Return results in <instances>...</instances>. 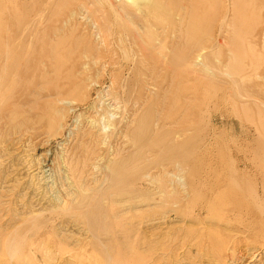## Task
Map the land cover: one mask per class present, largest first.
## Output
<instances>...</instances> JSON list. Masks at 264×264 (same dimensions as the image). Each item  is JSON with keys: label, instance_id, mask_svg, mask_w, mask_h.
Returning a JSON list of instances; mask_svg holds the SVG:
<instances>
[{"label": "rangeland", "instance_id": "rangeland-1", "mask_svg": "<svg viewBox=\"0 0 264 264\" xmlns=\"http://www.w3.org/2000/svg\"><path fill=\"white\" fill-rule=\"evenodd\" d=\"M95 1L96 3H94ZM95 1L0 0V207L2 206L0 208V227L2 228L0 229L4 231V226H18L21 218H24L23 216H25V220H29L33 217L32 214H36L38 221L45 224L36 225V227L32 226L33 223L31 224V227L39 230V234L30 232V240L35 242V246L40 238L49 236L53 237L55 244L62 243L74 250V246H71L74 239L76 240L83 235V227L80 229L81 225L77 223V216L80 212L85 211L89 205L91 207L96 203L102 204L105 208L121 209L122 207L127 209L129 207L122 202L127 200L130 193H126L127 191L123 186L113 190L115 186H112L111 183L113 182L108 177V166H111L110 164L113 162L132 161L135 163V170L143 177L146 174L153 176L163 167V170L167 172L161 173L158 180L163 182L168 180V171L174 170L176 163L180 165V157L183 156L184 150L179 149V152L168 154L164 159H157L155 155H152L153 153L149 152L144 160H139L136 147L129 142V136L131 137L134 127L138 124L142 125L145 120L150 122L153 129L157 124L153 131L159 130L164 125L166 127L161 130V133L163 132L161 137L163 138L164 135L165 137L161 145L162 148H170V140L174 137L173 134L180 130L181 126L169 127L170 120L167 117L169 111L178 113L171 101L182 96H187L192 102L188 115L190 116L189 119L195 122V126L190 133V137L192 136L190 142H196L203 135L206 142H210L209 144L213 146L216 145L214 150L206 152V159L221 158L225 163L236 166L241 171H243V166H248L249 168L245 170V173L257 181L264 177L262 175L264 173L260 169L261 164L264 165L261 162L264 161V0H235L238 5L235 6V13L243 16L242 21L237 25L239 31L235 27L229 26L232 18L230 11L232 7L229 6V0H220L219 6L213 8L209 14L211 19L209 27L205 28L203 25L204 30L198 31L199 34L196 39L188 45V49L190 47L191 49L187 52L190 53L197 41V46L204 52H202L203 60H198L193 67L195 62L192 63L196 58L195 56L201 52L195 47L196 50L193 48L191 55H188L189 57L184 55L183 58H180L182 57L180 54L179 61L175 64L179 69L177 67L166 68L163 64L164 57L159 55L158 51L150 48L155 39L144 37V34L148 33L145 29L149 28L150 33L148 34H155L158 39H166L174 31L175 20L172 16V8L174 10L175 6L170 9V19L166 17L167 14L156 12L158 14L155 13V15L159 17L156 21L163 16L168 21L165 20V24L162 22L155 25L156 16L155 19L152 16L151 4L145 5V8L142 5V8L135 10L139 11L137 13L139 15H134L135 11L130 12L128 10V13L125 10L126 5L120 0ZM168 1L171 4L173 2V0ZM122 8L123 13H121ZM97 10L101 11L102 14ZM241 10L242 12H240ZM149 17L150 19L153 18L154 24ZM225 18H229L227 24ZM148 23H151L152 27L150 25L147 27ZM141 25L145 26L142 27ZM233 31L235 32L233 33ZM228 32H231L232 35ZM150 39L154 41H150ZM167 42L165 40V43ZM228 44L235 46V49ZM240 46L243 48L240 49ZM140 61L143 65L139 64ZM199 63L200 65H198ZM229 65L230 67H228ZM226 67L228 68L226 69ZM222 68H225L227 73ZM172 71L175 72L172 74ZM222 72L225 76H222ZM157 74L161 76H157ZM226 75L229 78H226ZM172 78L174 79L172 80ZM183 82L186 84L184 89ZM175 85L179 86L178 89ZM166 89L172 91L166 92ZM166 93L170 94L166 95ZM162 98L166 101H163ZM163 104L167 106L165 107ZM242 104H247L248 109L246 111L240 110L239 106ZM197 110H199V114ZM194 136L199 137L195 138ZM153 137L152 133L148 136L150 142ZM201 146L204 148V144ZM250 158L252 161L254 160V163L249 162ZM67 165L69 168L66 167ZM181 173L178 176L183 174ZM158 180L156 181L158 182ZM157 182L152 186L149 184L141 185L137 194L140 196L147 195L144 196L145 198H158L156 196L159 191ZM140 196L138 201L141 200ZM84 200L87 202L85 203ZM140 205H135L134 213L148 210L156 213L168 209L160 202L158 203V200L151 209ZM20 207L22 208L20 209ZM19 209L20 211H18ZM30 211L32 213L29 214ZM41 211L43 212L40 213ZM74 211L75 214H73ZM26 213L29 215L28 217ZM43 215L44 217H42ZM69 217L72 218L69 220ZM15 219L18 223L14 222ZM71 221L76 224L73 225ZM70 225L77 226L75 228ZM66 228L75 231H65ZM56 233L58 234L56 235ZM78 233L81 236H78ZM64 237L68 240L66 243ZM61 238L64 239V242ZM35 255L34 259L36 256L39 257V260L37 258L35 260L36 264H45V262H41L42 259L38 254ZM54 262L51 264H67V262L68 264L71 262L79 264L77 259L74 261L67 259L61 263Z\"/></svg>", "mask_w": 264, "mask_h": 264}, {"label": "bare ground", "instance_id": "bare-ground-1", "mask_svg": "<svg viewBox=\"0 0 264 264\" xmlns=\"http://www.w3.org/2000/svg\"><path fill=\"white\" fill-rule=\"evenodd\" d=\"M120 1H122L123 4L126 5V6L124 5L126 9L124 7L123 8L127 12H128V10L130 12H132V11L134 12L135 10H138V8H140V7L142 8V5H144L143 8H145V5L151 4L150 7L153 8V9H151L153 12L152 11H150V12H152L153 18L156 16L155 15L156 12H159V14L165 13L168 15L166 17L169 18L170 9L172 6H175L174 10L172 8V12H173L172 16H174V20H175L174 24H173V30L174 31L171 32V34H169L166 39H164V38L158 39L157 35L155 37V34L152 31L151 32L154 35L148 34V33H150L149 28L145 29V30H147L148 33L147 32L146 33L148 35L144 34V37L146 36L145 38L150 37V38L155 39V42H153L151 44L150 48L154 51H158L159 52L158 54L164 57L163 64L166 66V68H169V69L172 67H175V68L177 67L175 64L179 61V57L181 55H182V57H180V58H183L184 55L189 57L188 55L190 53H192L193 48H194V50H196L195 47L200 49V47L197 46L198 42L196 41V43H195L196 46L194 45L195 47L192 48L190 53H188L189 51L187 52V50L191 49V47H190V49H188V45L190 44V42H193L196 39V37L198 36L199 32H202L204 30L203 25H205L204 26L205 28L209 27L208 25L211 21L209 14L213 10V8H216L220 4V0H173L172 4L168 0H120ZM94 3H96V1ZM98 3H100V2H98ZM229 3H230L229 6L232 7V8L229 7L231 10L228 8L232 13V14L230 13L232 18L230 19L231 22H230L229 26H231L232 28L235 27V29H237V31H239L237 25L239 22L242 21L243 16L239 13H237V14L235 13V6L237 5L235 0H229ZM120 4H122V3H120ZM82 7H84V6H82ZM116 7H114V8H116ZM86 8H87V6H86ZM96 8H98V7H96ZM123 8L121 9V13L124 12ZM146 9H147V7H146ZM236 9H237V7H236ZM99 10H101V9H99ZM99 10H97V11L101 13V11H99ZM118 10H120V9H118ZM122 10H123V12H122ZM148 10H147V13H148ZM243 10H244V8H243ZM247 10H248V8H247ZM126 11H125V13H126ZM135 12H136V14H135ZM135 12H134V15H139V14H137V13H139V11L138 12L135 11ZM240 12H242V10ZM100 13H98V14L100 15ZM156 14H158V13H156ZM249 14H251V13H249ZM71 15H72V13H71ZM103 16H102V18H103ZM160 16H162V15H160ZM163 17L162 18L160 17V19L158 21H156L157 18H159L157 15L156 19L154 18L155 23H156L155 25L161 24L162 22H164V24H165V20L168 21V19H166V17H164V18ZM153 18L150 19V17H149L150 20H153ZM128 19H129V17H128ZM227 19H229V18L224 19V20H226V24L228 22ZM146 21H145V23H147ZM142 22H143V20H142ZM152 23L154 24V20L152 21ZM34 24H36V23H34ZM129 24H131V23H129ZM150 24L148 23V25H146V26L149 27ZM108 26H109V24H108ZM143 26H145V25H143ZM229 26H227V27H229ZM151 27H150V29H152ZM71 30H72V28H71ZM152 30H154V29H152ZM163 30H164V28H163ZM208 30L210 32V29H208ZM235 31H233V33ZM73 33H74V31H73ZM163 33H164V31H163ZM228 33L231 34V32H228ZM237 33H239V32H237ZM109 34H111V33H109ZM252 35H253V33H252ZM152 36H154V37H152ZM123 37H125V36H123ZM133 37L135 38V35H133ZM151 40L152 39H150V41ZM165 40L168 42L165 43ZM231 40H233V39H231ZM148 41L149 40H147V42ZM152 41H154V40H152ZM263 41H264V39H263ZM131 42H132V40H131ZM228 45H227V47H229V46H231V48L235 47L232 45H229V46ZM121 46L123 47V45H121ZM242 46H240V49L243 48ZM118 47H120V46H118ZM227 47H225V48H227ZM255 47H256V44H255ZM198 49H197V51H198ZM20 50H21V48H20ZM242 51H243V49H242ZM146 52H148V51H146ZM202 52L203 51L201 50V52L195 56L196 57V58H194L195 60L193 59L194 61L192 64H194V62H195L193 67L197 64L198 60H201V59L203 60L202 54L204 52L203 53ZM209 52H210V50H209ZM227 52H228V50H227ZM83 53H85V52H83ZM245 53H246V50H245ZM215 54H217V53H215ZM229 54H230V52H229ZM243 54H244V52H243ZM154 55H156V54H154ZM232 55H233V53H232ZM257 55H259V54H257ZM139 56H141V55H139ZM250 56H251V54H250ZM262 57H263V55H262ZM124 58H125V56H124ZM149 58H150V56H149ZM214 58H215V56H214ZM244 58H245V56H244ZM185 59H184V61H185ZM218 59H219V57H218ZM231 59H232V57H231ZM227 60H229V59H227ZM123 61L125 62V60H123ZM205 61H206V59H205ZM219 62H220V60H219ZM150 63H151V61H150ZM181 63H182V61H181ZM183 63H185V62H183ZM215 63H216V61H215ZM228 63L230 64V61ZM90 64H92V63H90ZM139 64H141V61ZM153 64H154V62H153ZM192 64H190V65H192ZM227 64H224V66L225 65L227 66ZM232 64H233V62H232ZM257 64H258V62H257ZM141 65H143V63ZM198 65H200V63ZM84 66H85V64H84ZM179 66H180V64H179ZM145 67L148 68V66H146V65H145ZM228 67H230V65ZM228 67H226V69ZM149 68H150V66H149ZM190 68H191V66H190ZM205 68H208V67L205 66ZM81 69H83V68H81ZM226 69L222 68V70H224V72H226L225 71ZM56 71L57 70L55 69V72ZM79 71H80V69H79ZM153 71H155V69ZM174 72L172 71V74ZM216 73H219V72H216ZM158 74H157V76H161ZM222 74H223L222 76H225L223 72H222ZM227 75H229V74H227ZM75 76H76V73H75ZM164 76H165V74H164ZM178 76H179V74H178ZM174 78H172V80ZM226 78H229V77L227 76ZM13 80H15V79H13ZM181 81H182V79H181ZM231 82H233V81H231ZM173 83H174V81H173ZM185 85H186L185 82H183V89L186 88ZM175 87H176V89H178L179 86L177 87V85H175ZM181 87H182V85H181ZM193 87L194 86H192V88ZM207 88L209 89L208 86H207ZM171 89H172V87H171ZM165 91L167 92L168 90L166 89ZM170 91H172V90H170ZM170 91H168V92H170ZM157 92H159V91H157ZM167 94L168 93H166V95ZM187 95H188V93H187ZM238 96H240V95H238ZM162 97H163V95H162ZM233 97H234V95H233ZM197 98H198V96H197ZM239 98H241V97H239ZM162 100L164 101L165 99L162 98ZM201 100L204 101V99H201ZM171 102H173V104H174L173 106L176 108L178 113H174V112L169 111V116L167 118L170 120V122H169L168 126L172 127V126L179 125V127L181 126V128L178 132H175L173 134L174 137H172L171 140L169 138V140L171 141L170 148H162V145H161V142H163V138L165 137V135L163 138L161 137V135L163 133V132L161 133V130H163L166 127L164 125H162V127H160L159 130L153 131L156 128L155 126L157 124H155V126L153 124V126H154V129H153L150 122H146V120H145L144 123H142V125L138 124L136 127H134L135 129L131 132V134H132L131 137L129 136V142H130V144L132 143V145H134L136 147L135 148L136 154H137V157L139 160H144L146 158V154L148 153L147 155H149V152L153 153L152 155H155L157 157V159H164L165 156H167L168 154L177 153L180 150H184L183 156L180 157L181 158V161L179 162L180 165H177V163H176L174 165V167H175L174 170L168 171L167 174L169 176L166 175L168 178V180L166 182L158 180L159 179L158 176L161 173L167 172L166 170H163V167H162V169L158 170L157 174H154L153 176L152 175L147 176V174H146L143 177L142 174H140L139 172H137L135 170V163H133L131 160H130L131 162H128V160H121V161L116 162V163L113 162V164L112 163L110 164L111 166H108L109 167V169L107 170L108 171V177L113 182V183H111V184H113L112 186L113 187L115 186V189H113V190H116V188H118L119 186L120 187L123 186L124 189L127 191V192L126 191H124V192L130 193L127 200L122 202V203L127 204L129 206L127 209H123L122 207H121V209L112 208V207L111 208H107V207L105 208L100 203H96V204L92 203L94 205H92L91 207L89 205V207L87 208V204H86L87 209L85 211L80 212L81 214L79 213V215L77 216V223H79V225H81L80 229H82V227H83L84 233L82 232V234H83L82 237L77 238L78 236H81V234L78 233L79 235L76 237L77 238L76 240L73 238L74 243H72L73 245H71V246L72 247L74 246V250L70 249L71 247L70 248L66 247L62 243L61 244H59V243L55 244V240H53V237L51 238L49 236L44 237V238H40L38 244H36V246H35V242L30 240V232L33 234H35V233L39 234V230L35 227H36V225H38V226L43 225L44 222L41 224L38 221V215H36V214L35 215L32 214L33 217L30 218L31 221H30V219L25 220L24 219L25 216H23L24 218H21V220H20V218H18L21 221L20 225L15 226L14 225L15 223H14L13 224L14 226H12V224H9L12 227L4 226L5 227L4 231H2V229H0V264H9L10 262H12V264H16V263L17 264H36L35 260H37L39 258V257L37 258V256H36L37 254L40 256V259H42L41 262L43 261V263L45 262V264H51L54 261H57V263L58 262L61 263L62 261H65L67 259L68 260L73 259V261H74V259H77L79 264H264V177H262L261 180L257 181L245 173V170H247L249 168L248 166H243V169H242L243 171H241L236 166H233V165L231 166V165L225 163L224 161H222L221 158L220 159H212V160L206 159V157H205L206 152H208V151L210 152V151L214 150L216 148V145L213 146V145L209 144L210 142L209 143L206 142L204 140L203 135L201 137H199V136L195 137L194 136L195 138L199 137V139L196 140V142L194 141V143L190 142L191 137H192V136L190 137V133L192 131V128L195 126L194 125L195 122L192 121L191 119H189L190 116L188 115V112L190 111L189 110L190 103H192L191 100H189V98H187V96H182V97L177 98V100H173ZM200 102H202V101H200ZM199 105H200V103H199ZM163 106L166 107L167 105L163 104ZM255 106H257V105H255ZM259 106H261V105H259ZM239 107H240V110H243V111H246L248 109L247 104H242ZM21 108H23V107H21ZM161 108H162V105H161ZM13 110H14V108H13ZM149 110H150V108H149ZM197 111L199 114V110H197ZM200 111H201V109H200ZM58 115H59V113H58ZM233 115H236V114H233ZM110 117L112 118V116H110ZM250 121H251V119H250ZM263 130H264V127H263ZM151 133L153 134L154 137H153L152 141L150 142L148 139V136ZM200 134H201V131H200ZM214 138H215V136H214ZM203 144H204V148L201 146ZM74 152H75V150H74ZM252 153H253V151H252ZM72 154H74V153H72ZM129 154H131V153H129ZM249 155H250V153H249ZM175 157H176V155H175ZM172 158H174V157H172ZM252 158H253V156H252ZM167 159H169V158H167ZM100 161H99V163H100ZM148 161H150V160H148ZM250 161L253 162L254 160L252 161L250 158L249 162ZM69 162H68V164H69ZM153 162L155 163V160ZM261 162L264 163V161H261ZM259 165H260V163H259ZM66 167L69 168L68 165ZM257 167L259 168V166H257ZM260 167H261L260 168L261 172L263 171V173H264V165L262 166V164H261ZM159 168H161V167H159ZM179 172L180 173L182 172L183 174L181 173L182 175L178 176V174L180 175ZM97 175H98V173H97ZM97 175H95V176H97ZM262 175H264V174H262ZM156 180H158V182ZM155 182H157L159 184L158 185L159 191L156 195V196H158V198L157 197L156 198H152V197L145 198L144 196H147V195H141L140 196L137 194V192L139 193V191L141 189L140 188L141 185L149 184L152 186ZM104 183H105V181H104ZM15 184H16V182H15ZM170 186L172 188H169ZM258 186H260V187L258 188ZM158 187L156 188L157 190H158ZM120 191H122V190H120ZM181 191H183L182 194H181ZM6 194H8V193H6ZM100 195L103 196V194H100ZM136 195H138V196H136ZM139 196L141 198L140 201L137 200L139 198ZM95 197H97V196H95ZM21 198H23V197H21ZM96 199L98 201V198H96ZM90 200H89V202H90ZM157 200H158V203L160 202L164 207H166L168 209L165 211L156 212V213H154V211L150 212L151 210L141 212V213H134L135 211H133V210L136 208L135 205L141 204L142 206L144 205L145 208L151 209V207L156 204ZM101 201H103V199ZM32 202H33V199H32ZM84 202L86 203L87 201L84 200ZM79 204H80V201H79ZM83 204H81V205H83ZM124 204H122V205H124ZM17 206H19V205H17ZM75 206L77 208V205H75ZM124 206L126 207V205H124ZM6 208H4V209H6ZM21 208L22 207H20V209ZM20 209L18 211H20ZM39 210H41V209L39 208ZM142 210H143V208H142ZM142 210H140V211H142ZM43 211H41L40 213H42ZM75 211H77V210H75ZM75 211L73 214L76 213ZM138 211H139V209H138ZM20 213H18V214H20ZM30 213H32V212L30 211L29 214ZM71 213H72V211H71ZM15 214H17V213H15ZM21 214H23V213H21ZM28 216L29 215L27 214V217ZM42 217H44V215ZM71 218L69 217V220ZM69 220H68V222H69ZM15 221H16V223H18V221L16 219L14 220V222ZM12 222H13V220L11 221V223ZM71 222L73 225L76 224V223H73V221H71ZM32 223L34 224L32 226H35L34 228L31 227ZM76 226H71V227L76 228ZM65 227H66V225H65ZM78 227H80V226H78ZM0 228H2V227H0ZM45 228H46V226H45ZM42 229H44V228L42 227ZM70 230L69 229L67 230V228H66L65 231H70ZM73 230H71V232ZM57 234L58 233H56V235ZM68 236H70V235H68ZM59 239L58 240L56 239V240L59 241ZM71 239H69V240H71ZM62 240L64 242V239H62ZM66 241H68V240L66 239L65 243H66ZM68 245H69V243H68ZM75 246H77V247L75 248ZM55 247H56V249H55ZM34 255L36 256L37 259L36 258L34 259ZM54 255H57V256H54ZM67 264H68V262H67ZM70 264H73V263L71 262Z\"/></svg>", "mask_w": 264, "mask_h": 264}]
</instances>
